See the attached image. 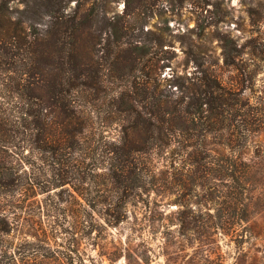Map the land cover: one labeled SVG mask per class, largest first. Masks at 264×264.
Masks as SVG:
<instances>
[{
	"label": "rangeland",
	"instance_id": "obj_1",
	"mask_svg": "<svg viewBox=\"0 0 264 264\" xmlns=\"http://www.w3.org/2000/svg\"><path fill=\"white\" fill-rule=\"evenodd\" d=\"M53 26L61 43L54 50L51 42L31 76L5 72L0 59V264H264V209L246 223V242L219 235L209 262L201 258L182 227L213 211L210 174L202 169L198 179L188 154L212 145L201 135L195 146L164 135L258 134L225 152H264V0H0V28L16 27L19 42ZM206 76L236 98L223 111L225 127L210 133L208 111L194 124L184 112L185 87ZM69 80L92 89L69 97ZM58 81L64 93L55 100ZM16 85L21 96L36 95L29 105L8 92ZM149 89L168 96L176 122L190 128L150 133L127 97L144 99ZM130 105L134 113L116 110ZM251 115L256 132L246 129Z\"/></svg>",
	"mask_w": 264,
	"mask_h": 264
},
{
	"label": "trees",
	"instance_id": "obj_2",
	"mask_svg": "<svg viewBox=\"0 0 264 264\" xmlns=\"http://www.w3.org/2000/svg\"><path fill=\"white\" fill-rule=\"evenodd\" d=\"M61 31V30H60ZM51 37V39H49ZM61 38L57 36L54 26L48 29L44 38L40 40H35V42L22 43L18 40L17 28L14 27L13 30L3 33L2 27L0 28V59L2 63L8 66L4 69L5 72L16 73L19 77L26 75L31 76L32 70L36 65H43L40 61L41 58L46 57L48 54V49L52 42L54 50L59 45ZM161 46V42L158 41ZM69 51L75 53L76 44L69 43ZM8 46V47H7ZM60 48L67 49V43H62ZM8 49V50H7ZM24 52L27 54V63L18 64L20 61V56L24 59ZM153 59V58H151ZM22 68H19V66ZM134 67V66H133ZM23 69V70H22ZM23 71V72H22ZM22 72V73H21ZM151 72H147L150 75ZM77 75V74H75ZM92 75H87V77H92ZM82 77V76H81ZM27 83L23 85V88L29 91V86L32 85L28 79H24ZM171 85H181L180 81L173 79L170 82ZM21 85V84H20ZM134 88V85L131 88ZM92 89V86L83 84L82 82L71 83L69 80V86L67 89L68 96L79 97L80 94L88 93ZM132 90V89H131ZM185 93H187V98L189 101L185 105V113L188 115L189 120L193 121L196 118L202 120L201 115L204 112H209V117L206 127H208V133L216 131L217 125L221 124L223 126V111H225V106H229L228 102L235 100L231 93H229L225 87L221 86L219 82L215 79L206 76L201 79L200 84L190 89L185 87ZM8 92L17 94L20 97L22 93L20 86L16 85L14 87L8 88ZM124 92V91H123ZM121 93V98L124 93ZM51 97L59 98L64 90L58 81L55 85L51 86ZM147 95L144 99L143 97L137 99L136 96L127 94V97L132 99L136 104L139 103L146 115V122L148 130L150 133L154 132L155 129L162 130L166 127L169 131H174L175 129L185 131L190 127L187 124L176 122L178 115V108L176 105H172L169 102L168 96L161 97L155 93V90L149 89ZM35 94L30 91V94L25 93L23 97V107L25 104H30L33 100ZM237 101V100H236ZM237 104V102H235ZM134 105H130L127 108L123 106H117L116 110L118 113H134ZM206 106L207 109H203ZM246 106L245 104L242 105ZM33 112L29 110H23L22 115L29 116ZM172 116V118H169ZM215 120V121H214ZM230 120H233L231 118ZM258 120L250 116L249 125L250 128H246L249 132H256V122ZM194 124V123H193ZM205 124V123H204ZM195 127V125H193ZM219 128V129H221ZM175 132V131H174ZM48 135V134H47ZM166 136L174 137L180 135L184 138L185 142L191 141V144L187 146H195L196 142H192L195 135L199 137L201 135L204 138L209 137V143L212 145L207 152H192L189 153L190 164L197 167L199 172L198 179H202L204 175L200 173L202 169L209 171L210 178V188H211V208L212 212H208L205 215H196L192 218L189 224L184 225L182 228L190 229L193 231L192 236L197 243V249L202 255L204 261L209 262L210 254L209 252L213 250L216 238L219 235L227 236L230 235L234 237L238 242H246L247 234L246 223L249 222L250 216L254 212H259L264 209V192L258 190L259 185L263 184L264 180V152L255 149L252 154H246L243 156L241 152L237 155H227L225 149L232 148L235 149L236 146L248 147L250 142L258 134H164ZM236 135L234 138L233 136ZM28 138L35 144L36 141L39 143L41 148H48L47 141L45 137H32V134H28ZM237 151L238 150H234ZM201 182L199 186H202ZM183 240L190 239L189 234L184 231L180 233ZM219 258V257H218Z\"/></svg>",
	"mask_w": 264,
	"mask_h": 264
}]
</instances>
